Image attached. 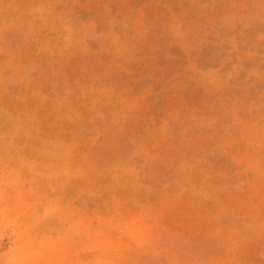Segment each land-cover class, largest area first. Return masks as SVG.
I'll return each mask as SVG.
<instances>
[{
    "label": "rangeland",
    "instance_id": "374dc122",
    "mask_svg": "<svg viewBox=\"0 0 264 264\" xmlns=\"http://www.w3.org/2000/svg\"><path fill=\"white\" fill-rule=\"evenodd\" d=\"M0 264H264V0H0Z\"/></svg>",
    "mask_w": 264,
    "mask_h": 264
}]
</instances>
